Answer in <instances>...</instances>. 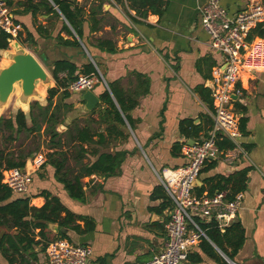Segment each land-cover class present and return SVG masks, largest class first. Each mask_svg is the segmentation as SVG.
<instances>
[{
    "label": "crops",
    "instance_id": "1",
    "mask_svg": "<svg viewBox=\"0 0 264 264\" xmlns=\"http://www.w3.org/2000/svg\"><path fill=\"white\" fill-rule=\"evenodd\" d=\"M68 1L84 9L80 26L83 38L75 34L81 45L58 40L59 36L67 41L74 40L63 29L64 23L69 26L70 23L60 11L59 18L42 7L33 14L32 6L41 4V0H7L15 20L23 28L21 43L40 57L51 74L50 65L53 68L57 60H69L79 67L90 61L98 63L99 81L93 88L100 99L96 112L93 114L85 109V102L81 100L83 92H71L66 102L72 105V110L65 116L59 131H67L75 119L82 121L80 126H86L88 118L99 120L103 114L100 111L107 108L100 95L106 88L110 89V83L116 82L127 97L137 91L141 81L148 79L149 84L145 83L143 88H148L149 92L138 98L130 112L133 127L118 126L117 133L109 134L107 123L92 122V127L107 138L101 151H127V157L116 175H92L84 179L89 182L85 187L84 202L72 198L64 185L56 180L53 166L41 169L34 163L38 155H45L47 159L45 136L37 137L42 146L31 158L35 172L25 195L30 197L32 205L41 207L46 198L40 193L48 190L71 211L95 220L93 232L79 234L67 230L71 242L92 246L89 264H142L157 254L167 241L165 226L170 208L162 206L167 196L158 190L163 185L157 172L165 167L186 164L179 145L197 139L185 137L181 131L182 121L191 120L201 126L200 138L210 128L213 122L210 105L212 69L224 63V55L211 48L210 36L202 27L200 8L205 0H164L165 5L154 6L162 13L149 6L135 7L130 0ZM220 2L230 15L246 9L248 4L247 0ZM28 33L35 39V44L28 39ZM105 41L114 44L116 51L110 52ZM238 86L243 89V94L236 98L234 105L240 115L241 141L247 155L233 163L222 159L207 162L195 192L198 194L197 187H205L203 194H208L211 183L207 179L210 177L228 176L251 167L238 216L245 228L246 240L232 261L235 264H264V71H244ZM57 100L55 97V103ZM8 135V132L0 134V148L6 151L30 143L23 135L19 141H9ZM21 143L23 145L19 147ZM85 147L93 148V145L86 143ZM19 196L15 193L13 199ZM79 223L84 225L82 221ZM207 240L219 252L220 249ZM196 253L201 256V261H196ZM191 254L193 258L189 257L186 264H233L221 252L224 262L206 255L200 244ZM0 264H9L1 252ZM36 264H48L45 251L38 252Z\"/></svg>",
    "mask_w": 264,
    "mask_h": 264
},
{
    "label": "trees",
    "instance_id": "2",
    "mask_svg": "<svg viewBox=\"0 0 264 264\" xmlns=\"http://www.w3.org/2000/svg\"><path fill=\"white\" fill-rule=\"evenodd\" d=\"M130 1L135 7L149 6L158 13H162V10L154 6L158 4L165 5L166 3L164 0ZM41 7L48 12H52L58 18L61 12L70 23L72 29L66 23H64L63 29L74 40L67 41L59 36L58 40L60 42L81 45L75 34L79 35L81 39L83 38L80 28L84 19L83 7H79L68 0H41V4L32 6L33 14ZM39 29L43 31L42 27ZM21 35L20 32L17 38L19 41ZM28 35L30 42L35 44L32 35L30 33ZM257 36H264V23L258 24L251 30L248 40L251 41ZM10 38L11 35L0 27V49L9 48ZM105 44H109L110 52L116 51L114 44L107 41H105ZM97 66L98 63L95 64L92 61L82 67L69 60L55 61L53 68L52 65L50 67L56 85L49 89L47 104L43 105L38 101H33L29 117L24 111L18 110L9 117L2 116L0 120V134L8 132L7 140L19 141L20 136L23 135L25 141L27 139L31 141L27 147L24 146L23 148L15 147L7 151L0 148V252L9 264H36L38 252L46 251V247L51 241L59 238L69 239L67 230L72 229L79 234H86L96 229V222L91 216L71 211L57 195L48 190L40 193L46 198L45 204L41 207L32 205L30 197L26 195H20L13 199L15 193L3 183L2 178L5 169L25 168L28 159L32 158L41 148V141H36L38 136L39 138L45 136L44 143L45 147L48 148L47 159L41 169H46L48 165L53 166L56 180L64 185V188L74 199L85 201V187L89 185V182L84 181L86 177L92 175L109 177L118 173L122 162L127 157V151H101V148L107 144V138L104 133L99 132L98 129L96 131L92 127V122L97 124L107 123L109 134L117 133L118 126L127 127L129 125L133 127L134 119L130 112L137 105L138 98L149 92L148 88H143L145 83L149 84L148 79L141 81L137 86V91L127 97L123 96L116 82L110 83V89L106 88L100 95L107 108L100 111V114H103L99 120L88 118L86 120L88 124L80 126L82 121L75 119L71 128L69 127L65 132L59 131V126L64 123L65 116L72 110V105L66 102L71 96V92L68 90L69 85L78 78L79 74L99 77ZM55 97H58L56 103L54 101ZM210 105L212 106V99ZM91 112L94 114L96 110L94 109ZM242 121L245 122L246 118H242ZM213 122L204 133V137L209 135ZM181 131L187 138L201 139V126L195 125L191 120L182 121ZM119 133L125 136L122 130H119ZM86 143L92 144L93 148H86ZM183 143L179 145L180 150ZM71 144L73 145L70 146ZM219 144L222 148L233 146V143L226 139ZM21 145L23 143L19 147ZM92 157L93 160H91ZM85 159H88V161H85ZM71 161L74 162L73 165ZM250 170L251 167H246L228 176L218 174L208 178L207 182L211 183L208 194L213 195L217 191H227V198L229 200L233 199L238 192L247 189ZM158 190H162L167 196L162 204L163 208L171 209L172 201L165 188L162 186ZM197 190L198 195H202L205 187H197ZM79 221H82L84 225L82 226ZM49 223H57L59 232L53 233ZM199 224L208 238L231 260H235L246 240V231L241 221H235L225 231L218 229L214 222L199 221ZM200 248L206 255L224 262L223 257L206 238L202 239ZM196 256L198 258L196 261L202 260L198 253H196ZM189 257L192 259V254Z\"/></svg>",
    "mask_w": 264,
    "mask_h": 264
},
{
    "label": "built area",
    "instance_id": "3",
    "mask_svg": "<svg viewBox=\"0 0 264 264\" xmlns=\"http://www.w3.org/2000/svg\"><path fill=\"white\" fill-rule=\"evenodd\" d=\"M247 1L246 9L234 15L229 14L220 0H205L201 5L202 27L210 36L211 48L224 55V63L212 69L210 81L213 127L207 137L193 144L187 140L183 143L181 152L186 159L185 165L165 167L157 172L172 201L165 226L167 241L157 254L142 264H186L202 239H209L199 221L214 222L218 229L225 231L238 220L244 191L229 200L227 191L198 195L195 189L207 162L222 159L233 163L247 155L241 141L240 115L234 102L243 94V89L238 86L242 73L264 71V36L248 40L251 30L264 23V0ZM0 27L12 39H17L23 29L15 20L7 0H0ZM98 81L96 75L79 74L68 90L74 93L93 90ZM225 139L233 146L222 148L219 143ZM45 160V155H38L34 163L41 167ZM32 180V174L25 168L13 167L3 171V183L19 195L28 193ZM45 253L48 264H89L93 248L59 238L47 245Z\"/></svg>",
    "mask_w": 264,
    "mask_h": 264
},
{
    "label": "water",
    "instance_id": "4",
    "mask_svg": "<svg viewBox=\"0 0 264 264\" xmlns=\"http://www.w3.org/2000/svg\"><path fill=\"white\" fill-rule=\"evenodd\" d=\"M41 57L45 58V55ZM0 59V120L12 95L18 91L17 111L22 110L28 116L32 99H36L34 101L43 105L47 104L49 89L53 88L56 82L35 53L27 49L18 39L10 38L9 48L0 49ZM81 100L85 102V109L88 111L96 109L100 103V99L93 90L85 91L81 95ZM189 143L193 144L195 140H190ZM25 169L30 174L35 172L31 158L28 159ZM197 184H200L199 178L196 181ZM49 227L52 231L59 232L58 224L49 223ZM219 252L235 264L222 251L219 250Z\"/></svg>",
    "mask_w": 264,
    "mask_h": 264
},
{
    "label": "rangeland",
    "instance_id": "5",
    "mask_svg": "<svg viewBox=\"0 0 264 264\" xmlns=\"http://www.w3.org/2000/svg\"><path fill=\"white\" fill-rule=\"evenodd\" d=\"M25 46V45H24ZM26 47V46H25ZM27 48V47H26ZM28 49V48H27ZM37 55V54H36ZM38 56V55H37ZM39 57V56H38ZM40 58V57H39ZM1 61V60H0ZM48 69V68H47ZM49 71V70H48ZM50 72V71H49ZM52 75V74H51ZM84 93V92H83ZM18 96H19V91L17 92V93H15V94H13L12 95V97H11V100H10V103H9V105L5 108V110H4V112H3V116H9L10 114L11 115H14L15 113H16V111H17V106H16V100H17V98H18ZM34 100H36V99H32V102L34 101ZM34 138V137H33ZM32 138V139H33ZM36 141H38L39 142V140H38V138L36 137ZM32 142H33V140H32ZM28 144H30L31 143V141H30V143L29 142H27ZM27 144V145H28ZM41 144V146H42V143H40ZM26 145V146H27ZM33 147V146H32ZM32 185V184H31Z\"/></svg>",
    "mask_w": 264,
    "mask_h": 264
}]
</instances>
